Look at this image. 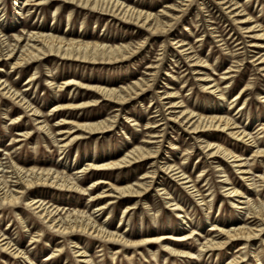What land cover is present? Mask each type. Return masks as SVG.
Listing matches in <instances>:
<instances>
[{
    "label": "rangeland",
    "instance_id": "374dc122",
    "mask_svg": "<svg viewBox=\"0 0 264 264\" xmlns=\"http://www.w3.org/2000/svg\"><path fill=\"white\" fill-rule=\"evenodd\" d=\"M23 1L26 0H0V29L5 37L19 33L23 27L37 25L45 29H55L59 33L67 31L65 34L71 33V36L90 41L102 37L118 38V43L124 42L132 45L145 41L130 59L109 65L70 62L50 56L18 71L10 70L9 63L1 61L0 67L3 70H0V77L12 82L13 87L20 91L25 89L24 84L28 76L36 69L39 71L38 78L33 80L31 87L23 92L27 95V99L33 102V105L42 110L43 114H49L58 101H63V97H75L78 93L82 94L81 90L74 92L72 86H65L58 90V84L70 77L78 80H80L78 78L80 75L85 78L91 77L100 84L118 87L140 78L147 79V73L150 70L155 75L149 90L138 93L125 106V114H131L133 118L140 119L141 124L138 127L130 126L126 123L125 116L121 115L115 129L107 134H100L98 138H85L77 141L71 146L64 159L59 158L56 144L51 142V138L49 139L44 132L36 130L33 117L16 106L13 100L10 101L0 93V159L3 166L8 161L5 158L10 155L18 165L25 167L43 164L76 168L87 161L88 153L90 155L106 154L112 151L120 153L130 143L145 139L146 132L141 130V127H144L147 121L160 118H152L153 115L162 114L164 125L159 127L163 128L164 135L161 137V147L155 158L157 168L155 181L147 193V198L141 200L138 207L131 210L129 214L123 215L125 205L130 203L126 201L116 204L114 208L111 207L110 215L108 214L110 209H107L99 213L96 219L99 222L110 223L111 228L116 227L125 234L141 231L146 235L157 236L168 233L178 234L194 229L200 234L197 236L200 241L206 236L222 238L217 232L211 230L212 224H217V226L226 224L228 227L232 223L243 222L247 219L246 211L236 207V198L225 196L219 183L220 172L216 171L217 158H210L208 152L202 149L200 142L206 139L213 140V142L227 144L229 148H235L243 163L252 167V174L257 178L264 173L263 158H254L251 155L252 147L243 141L231 138L227 131L220 133L218 130H206L201 132L200 137L197 138L186 131L185 122L174 123L173 120L168 119L173 118L170 116H176L172 114L178 115L180 108L184 107L207 115L219 112L233 117L239 122L238 127L248 129L254 137H259V140L264 141V131L259 136L256 133L264 123V101L261 100L263 95L261 91L264 90V73L258 67V57L264 54V48L257 45L250 46V41H253L252 31L240 32L237 22L232 21V18L236 16H233L232 12L229 14L227 9L218 4V0H124L153 13H160L161 9L173 12L166 7L174 4L176 9L179 2L181 5L184 4L180 8L182 11L177 13L178 19L172 28L163 35H149L142 27L124 23L111 15L75 8L71 5L62 7L56 5V2L38 7L33 6V10L27 11L31 4L22 6ZM237 1L243 5L245 13L251 16L252 21L259 25L256 29H264V0ZM54 13L55 19H53ZM177 41H180L183 46L178 47ZM260 42L264 40H258L257 44ZM182 48L185 50L182 51ZM186 54L192 57L186 58ZM196 57H199L198 59H201L203 63L192 65L195 62L190 60H195ZM236 61L239 67L234 72L235 75L230 82L231 88L225 99H220L215 94L202 90L200 84L203 82L199 79L207 74H210L211 80L215 79L222 87L225 86L224 73L229 66L235 65ZM152 63L157 68L150 69L148 65ZM52 74H55L54 82L57 86L55 88L47 83V79H51ZM247 82L252 88L231 104V101L235 99V94ZM166 91H172L175 96L164 98ZM83 99L85 98H81ZM170 101H178L183 105L180 108H171L168 107ZM82 111L73 113L81 114ZM111 111L110 102L102 101L82 113L102 116L113 114ZM57 117L58 114L49 115L51 125L55 124ZM120 123L126 124V127L121 128ZM23 129L31 130L29 137L13 142L11 139ZM165 161L178 165L184 162L183 166H186L187 173L193 180H197L202 194L211 201L210 209H206V206L199 203L197 198L182 188V185L172 181L167 172H160L159 167ZM231 164L229 161L221 164L224 169L222 175L228 176L231 181H235L236 185L242 188L241 191L246 192L244 201L252 202L258 199L264 201V189H260L262 186L260 188L258 186L257 189H260L258 192L254 191L252 186L241 179V174L236 170L237 167ZM148 167L149 163L144 162L140 166L114 170L110 180L115 182L117 179L126 178V181L135 182L149 169ZM96 178H99V175L87 174L83 185L89 186L90 182ZM158 184L166 187L170 194L184 205L187 211L185 219L176 218L174 211L169 209L161 194L156 191ZM99 189L91 191L96 192ZM36 196H42L44 200L54 205L61 204L70 209L74 206L80 209L85 206V210L90 212L96 204L103 200L88 201L87 195L58 192L54 188L44 186L26 189L22 195V202L18 204L19 207L0 208V231L13 242H18L19 247L28 252L27 256L33 259L34 264H86L80 262L81 259L75 256L76 248L73 246L75 242L79 248L87 251L86 258L91 259L93 264H226L234 253H238V242H235L219 252L207 253L195 261L168 256L157 243H153L137 250L121 247L122 251L112 259V253L119 247L118 244L102 245L103 242L86 235L72 236L73 241H71L56 235L53 229H48L45 226L46 223L26 206V201ZM231 200L235 202L234 205ZM241 205L244 206V204ZM19 216L22 217L24 224L19 221ZM121 218L123 220L119 222ZM247 222L252 225L257 223L256 221L251 222V219ZM38 232H47L50 236H44L34 246L29 245L31 234L36 235ZM197 237L187 241L194 246L192 251H196ZM263 237L264 233L261 238L257 237L249 241L246 249L240 251L245 254L242 264H264ZM56 245L62 246V253L55 258L48 259ZM255 254H260V260L256 259ZM0 264L31 263L26 258H13L10 254L0 251Z\"/></svg>",
    "mask_w": 264,
    "mask_h": 264
},
{
    "label": "bare ground",
    "instance_id": "6f19581e",
    "mask_svg": "<svg viewBox=\"0 0 264 264\" xmlns=\"http://www.w3.org/2000/svg\"><path fill=\"white\" fill-rule=\"evenodd\" d=\"M54 2H56V5L62 7L71 5V7L84 8L93 12L96 11L101 14L111 15L124 23H132L142 27L149 35H163L169 32L174 22L178 19L177 13L182 11L180 8L184 5H181V2H179L180 4L176 6V9L174 8V4L166 7L173 12L167 9H161L160 13H153L138 5L127 3L124 0H26L23 1L22 6L31 4L27 10L31 11L33 10V6L38 7ZM218 4L224 9H227L229 14L232 12L233 16H236L232 18V21L237 22V28L240 32H253L251 33L253 41H250V46L257 45L264 48V42L257 44L258 40H264V29H256L259 25L255 24L251 16L245 13V9L239 1L218 0ZM185 6L188 5L185 4ZM163 16H166V18H163ZM53 19H55V13ZM66 32L59 33L52 28L45 29L43 26L31 25L27 28L23 27L19 33L13 34L11 37H5L4 32L0 29V62H8L10 70L18 71H22L25 67L28 68L31 64L39 63L50 56L70 62L109 65L130 59L145 42L143 40L137 45H132L131 43L124 42L118 43V38L109 39L107 37L90 41L71 36V33L65 34ZM176 43L179 44L178 47L183 46V44H180V41ZM183 50L185 48H182ZM185 56L186 58L192 57L187 54ZM198 58L196 57L195 60H190L195 62L192 65L203 63ZM258 59V67L264 73V54H261ZM148 67L150 69L157 68L153 63L152 65H148ZM238 67L239 63L236 61L235 65L229 66L228 70L225 71L223 77L226 79L224 82L225 86L222 87L215 79L211 80L210 74H207L202 76V79H199L203 82L200 84V87L203 91L215 94L220 99H225L227 92L231 88L230 82L233 80L234 72L238 70ZM0 70H3V68L0 67ZM36 70L26 79V83L24 84L25 89L23 91L31 87L33 80L38 78L37 74L39 71ZM147 75V79L140 78L132 83L130 82L118 87L100 84L95 81V78L91 77L85 78L80 75L78 76L80 80L70 77L58 84V90L63 89L65 86H72L74 87V92L81 90L83 95L78 93L75 97H63V101H58L49 114H43L38 106L33 105V102L27 99V95L23 91L14 88L13 83L3 77H0V93L10 101L13 100L16 106L22 108L23 111L28 112L33 117L36 130L44 132L49 139L51 138V142L56 144L59 158L64 159L68 155L71 146L77 141L85 138H98L100 134H107L115 129L116 125L119 124L118 121L121 115L125 116L126 123L130 124V126L138 127L141 124L139 118H133L131 114H125V106L132 97L149 90L155 74L150 70ZM54 78L55 74H52L51 79H47V83L50 87L55 88L57 86H55ZM251 88L250 83L247 82L235 94V99L231 101V104ZM165 94L166 96L164 98L175 96V93L172 91H166ZM261 94H263L261 100L264 101V90L261 91ZM81 98L85 99L81 100ZM102 101L110 102L111 113L113 114L93 116V114L82 113ZM182 105L183 103L180 104L178 101H170L168 107L180 108ZM80 110H83L81 114L73 113L74 111ZM51 114H58L57 120L53 125L49 122V115ZM172 115L176 116H170L173 118L168 120H173L174 123L181 122V124L185 122L186 131L197 138L200 137L199 134L201 132L203 133L206 130H218L220 133L227 131L228 136L231 138L243 141L251 146V155L254 158L260 157L264 160V141L259 140V137H254L248 129L238 127L237 124L239 122L227 114L216 112L207 115L184 107L180 108L178 115ZM155 117L160 118L154 121H152L153 119L147 121L146 125L141 127V130H145L146 132V135H144L145 139L130 143L120 153L118 151L95 155L88 153L87 161L76 168H65V165H61L62 167L57 165L45 166L43 164L25 167L18 165L10 155L5 158L8 161L3 166L0 159V167H2L0 168V208L4 206L19 207L18 204L22 202V195L26 189L35 187L47 186L54 188L58 192H72L78 195H87L88 201H100L103 199L92 208L91 212L85 210V206L81 209L76 206L70 209L69 207L61 206V204L54 205V203L44 200L42 196L32 197L28 201H25L26 206L46 223L45 226L48 229H53L56 235L70 239L71 241H73L72 236L86 235L103 242L102 245L106 243L118 244L119 247L112 253V259H114L117 253L122 251L121 247L123 249L130 248L137 250L142 246L157 243L161 247L160 249L166 252L168 256L197 261L207 253L219 252V250L227 247L229 244L238 242V253H234L226 264H242L245 260L243 258L245 254L240 251L246 249L249 241L257 237L261 238L264 233V201H261V199L252 202L244 201L243 198H245L244 195L246 192L241 191L242 188L237 186L235 181H231L228 176L222 175L224 169L221 164L225 161L232 163L231 165L237 167L236 170L241 174V179L252 186L256 192L264 189V173H261L258 178L255 177L252 174V167L246 166L243 163L236 149L229 148L224 143L206 139L201 141L200 145L204 151L208 152L207 154L210 158H217L218 163L215 165L217 166L216 171L220 172L218 175L220 176L219 183L225 196L228 198H236V207L242 208L248 216L246 215L247 219L245 221L232 223L228 227H226V224L221 226L212 224L213 227L211 230L217 232L218 236H222V238L206 236L200 241V238L197 237L200 234L194 229L178 234L168 233L158 234L157 236L146 235L145 232L141 231L125 234L124 232H120L116 227L111 228L110 223L99 222L96 219L99 213L107 209H110L108 212L110 215L111 207L114 208L116 204L126 201H130V203L125 205L123 215L125 213L129 214L131 210L138 207V203L141 200L147 198V193L155 181L154 178L157 172L155 158L161 147V137L164 135L163 128L159 127L160 125H164V122H162V114L152 116V118ZM120 125L121 128L126 127V124L120 123ZM263 131L264 123H262L256 133L259 136ZM30 133V129H23L11 140L14 142L22 140V138L25 139L29 137ZM144 162L149 163L148 168L150 170L147 169L140 176L139 180L135 182L126 181V178L117 179L115 182L110 180L112 179L114 170H119L124 167L129 168L135 165L140 166ZM262 162L264 164V161ZM183 163L178 165L165 161V163L160 165L159 170L160 172H167L172 181L180 184V186L182 185V188L187 190L191 196L197 198L199 203L205 205L206 209H210L211 201L207 200V197L202 194L197 185V180L191 178ZM87 174L99 175V178L92 180L89 186H85L83 182L86 180ZM258 186L259 188L262 187L257 189ZM96 188L100 189L96 192L91 191ZM156 191L161 194L169 209L174 211L176 218H186L187 211L184 205L176 200L166 187L158 184ZM107 197L108 199H104ZM231 203L234 205L235 202L231 200ZM241 204H244V206ZM145 205L147 207V204ZM18 219L24 224L22 217L19 216ZM249 219H251V222L256 221L257 223L252 225L247 222ZM122 220L123 218L119 222ZM44 236L48 237L50 235L47 232H38L36 235L31 234L29 245L34 246ZM195 237H197L196 242L198 245L196 251H192L194 246L187 241ZM73 246L76 248L74 251L76 252L75 256L81 259L80 262L93 264L91 259L86 258L88 255L85 249L79 248L77 242ZM0 251L10 254L13 258H26L31 264H34L33 259L27 256L28 252L20 248L18 242H13V240L1 231ZM61 253L62 246L56 245L48 259L55 258ZM254 256L257 260H260V254H255Z\"/></svg>",
    "mask_w": 264,
    "mask_h": 264
}]
</instances>
